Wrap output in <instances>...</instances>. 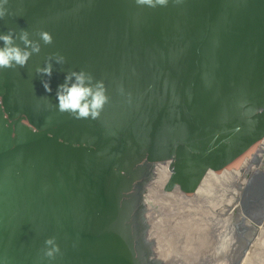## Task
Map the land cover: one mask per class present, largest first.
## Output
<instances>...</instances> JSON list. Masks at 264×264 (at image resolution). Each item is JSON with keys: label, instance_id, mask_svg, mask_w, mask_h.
<instances>
[{"label": "water", "instance_id": "obj_1", "mask_svg": "<svg viewBox=\"0 0 264 264\" xmlns=\"http://www.w3.org/2000/svg\"><path fill=\"white\" fill-rule=\"evenodd\" d=\"M6 7L0 32L53 42L0 70V264H174L159 244L213 219L264 141V0ZM81 70L107 89L97 119L57 109Z\"/></svg>", "mask_w": 264, "mask_h": 264}, {"label": "flooded vegetation", "instance_id": "obj_2", "mask_svg": "<svg viewBox=\"0 0 264 264\" xmlns=\"http://www.w3.org/2000/svg\"><path fill=\"white\" fill-rule=\"evenodd\" d=\"M260 152L263 158L264 149ZM261 165L250 161L234 191L213 219L193 233H169V237L159 244L162 247L157 244L158 250L170 254L174 264H239L251 240V229L256 230L253 242L264 218V178H256L253 184L246 183L251 177L250 171L255 168L258 172Z\"/></svg>", "mask_w": 264, "mask_h": 264}, {"label": "clouds", "instance_id": "obj_3", "mask_svg": "<svg viewBox=\"0 0 264 264\" xmlns=\"http://www.w3.org/2000/svg\"><path fill=\"white\" fill-rule=\"evenodd\" d=\"M8 2L9 0H0V20L8 15L6 7ZM157 2L165 4L166 0H157ZM138 3L152 5L153 0H138ZM38 35L39 40H33L25 29H21L18 34L14 29L0 32V70L25 67L31 56L41 51L40 41L44 45L52 44L53 38L50 33L42 31ZM53 59L57 64L65 63L62 55L54 54L47 58L44 67L36 69L38 75L48 77L41 83L45 92L49 94L52 93L50 81L53 75ZM56 99L58 111L67 113L74 119H97L109 102L103 81L94 82V77L83 70L72 71L65 75L63 83L57 85ZM46 243L52 244L53 241L50 239ZM48 255L51 256L52 252Z\"/></svg>", "mask_w": 264, "mask_h": 264}, {"label": "built area", "instance_id": "obj_4", "mask_svg": "<svg viewBox=\"0 0 264 264\" xmlns=\"http://www.w3.org/2000/svg\"><path fill=\"white\" fill-rule=\"evenodd\" d=\"M261 149H264V141L262 142V144L259 146V148H258V150H257V152L255 153V155L253 156V158H252V162H254V163H256V162H259V164H261L262 163V165L260 166V168H259V171L258 172H255V168L254 169H252L251 171H250V175H251V177H250V179H249V181H247L246 183H248L249 182V184H250V182H251V184H253L255 181V179L256 178H258V177H260V178H264V157L262 158V153L260 152L261 151ZM263 159V162L261 161L262 159ZM261 162V163H260ZM253 164V163H252ZM255 166V165H254ZM253 165H252V167H254ZM263 166V167H262ZM262 167V168H261ZM258 230L259 231H264V218L262 219V223L258 226Z\"/></svg>", "mask_w": 264, "mask_h": 264}, {"label": "bare ground", "instance_id": "obj_5", "mask_svg": "<svg viewBox=\"0 0 264 264\" xmlns=\"http://www.w3.org/2000/svg\"><path fill=\"white\" fill-rule=\"evenodd\" d=\"M253 226V225H252ZM255 227V226H253ZM248 259L246 260L245 264L252 263L256 256L259 254L264 256V231H258L257 236L255 237L254 241L252 242L250 252H249Z\"/></svg>", "mask_w": 264, "mask_h": 264}]
</instances>
